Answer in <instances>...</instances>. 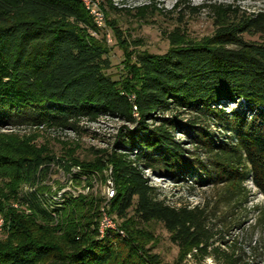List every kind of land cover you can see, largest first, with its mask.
Masks as SVG:
<instances>
[{
	"label": "trees",
	"instance_id": "obj_1",
	"mask_svg": "<svg viewBox=\"0 0 264 264\" xmlns=\"http://www.w3.org/2000/svg\"><path fill=\"white\" fill-rule=\"evenodd\" d=\"M100 6L119 11L111 0ZM187 8L210 11L212 34L194 41L173 31L163 54H135L132 80L125 75L122 85L105 73L108 51L92 35L99 29L81 0H0V130L43 125L77 131L79 120L101 117L127 123L118 129L111 152L98 150L92 161L63 164L71 179H80L71 170L77 163L85 180L111 166L114 193L108 205L122 233L106 230L99 237L97 212L78 221L84 217L83 196L55 200L41 187L52 156L0 151L8 198L43 221L67 216L75 223L53 241L52 226L36 224L35 231L33 218L0 209L2 228L8 227L0 240V264H160L135 238L133 227L150 222L161 223L173 243L207 251L211 234L204 209L169 206L144 169L223 186L227 202L240 204L239 195L245 200L248 181L264 196V12L246 14L221 3ZM112 31L131 58L122 33L114 26ZM185 113L192 118L184 121ZM222 257L227 264L235 261L232 253Z\"/></svg>",
	"mask_w": 264,
	"mask_h": 264
},
{
	"label": "rangeland",
	"instance_id": "obj_2",
	"mask_svg": "<svg viewBox=\"0 0 264 264\" xmlns=\"http://www.w3.org/2000/svg\"><path fill=\"white\" fill-rule=\"evenodd\" d=\"M81 1L99 29L98 35L93 33L92 35L103 40L108 51L106 58L109 68L105 73L113 80H121L122 85L127 83L124 82L125 75L128 81L132 80L130 65L135 54L139 52L163 54L169 47L168 37L173 31L178 29L179 34L194 41L212 34L214 25L210 11L204 8L199 12H193L187 6L221 3L231 4L246 14L264 12V0H111L119 11L106 8V12L100 6L104 0ZM176 4L178 6L175 8ZM142 5H148L149 8L143 13L134 9ZM123 8L125 10H120ZM112 26L122 33L127 52L132 53L131 58L127 59L113 34ZM243 38L250 41L258 40L257 36L243 35ZM181 118L184 121L188 120L192 118V114L185 113ZM126 125L127 123L118 119L101 117L92 122L79 120L77 131L43 125L2 129L0 151L13 155L39 153L52 156L54 161L41 179V187L52 194L55 200H59L62 194L72 197L83 196L85 199L82 203L85 205H82L79 211H82L80 214L84 217L81 221L78 219L81 224L88 221L86 217L97 212L96 229L102 222H106L109 223L108 230L122 233L118 228L121 220L111 212L108 205L109 193L114 190L110 177L111 166L103 169L102 175L89 174V179L85 180V173L77 163L71 170L77 173L80 179H71L63 169V164L92 161L98 150L111 152L118 129ZM174 138L181 141L189 151L194 150L182 134L174 133ZM201 157L205 158V155ZM143 172L150 185L156 189L159 199L165 200L169 206H186L190 209L199 206L204 209L207 216L205 226L211 234L210 245L207 251H203L173 243L161 223L136 224L133 229L137 243L147 249L149 254L155 255L160 264H227L222 252L232 253L235 259L233 264H264V196L250 181L244 184L246 199L238 194L236 198L240 202L238 204L236 200L227 202L223 186H201L190 176L182 180L156 175L148 169H144ZM4 188V183L0 180V209L9 208L19 212L23 217L33 218L35 231L36 224L52 226L54 232L49 237L51 240L57 241L56 238L61 240L59 237L69 230L68 226L75 224L71 223L67 216L53 223L34 217L8 198L9 193L6 194ZM1 217L0 213L3 222ZM90 227L91 225L88 226ZM7 231L8 227L1 228L0 240H4ZM44 231L48 236V232ZM97 233L99 237L104 235L101 236L99 230ZM214 247L218 249L217 253L212 251Z\"/></svg>",
	"mask_w": 264,
	"mask_h": 264
},
{
	"label": "built area",
	"instance_id": "obj_3",
	"mask_svg": "<svg viewBox=\"0 0 264 264\" xmlns=\"http://www.w3.org/2000/svg\"><path fill=\"white\" fill-rule=\"evenodd\" d=\"M113 193H114V190H111V192L109 193L110 195H109V198H111L112 196H113ZM2 224H3V222H2V220L0 219V231H1V228H2ZM109 226V223L107 224L106 222H102V224L101 225H99V227H98V230H99V232L101 233V236L104 234V232L106 231V230H108V227ZM101 229H102V231H101ZM105 229V230H104Z\"/></svg>",
	"mask_w": 264,
	"mask_h": 264
}]
</instances>
